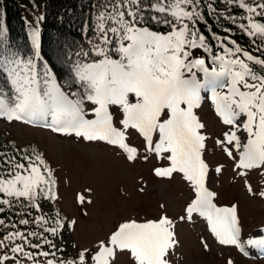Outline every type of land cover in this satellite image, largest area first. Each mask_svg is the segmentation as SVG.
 I'll list each match as a JSON object with an SVG mask.
<instances>
[{
  "label": "snow or ice",
  "instance_id": "1",
  "mask_svg": "<svg viewBox=\"0 0 264 264\" xmlns=\"http://www.w3.org/2000/svg\"><path fill=\"white\" fill-rule=\"evenodd\" d=\"M234 2L248 13L244 17L247 24L240 27L250 37L264 41V22L257 19L264 20V0ZM198 5L199 0H149L148 4L144 0H100L87 49L78 46L65 53L68 74L62 81H58L41 55L39 27L30 33L31 55L11 46L0 33V117L30 124L44 122L65 135L105 141L122 149L132 161L139 152L127 143V132L135 129L145 139L147 151L169 161L167 167L155 168V175L171 178L179 172L194 188L195 198L185 209L188 220L198 213L206 218L220 244L236 246L245 255L246 245L264 253V235L241 239L237 207H218L214 203L217 193L207 186L209 165L203 159L207 137L201 130L205 125L194 112L200 105L202 92H210L216 112L223 123L231 126L218 143L226 142L237 151L243 147L237 168L264 167V59L242 49L234 40L230 41L234 48L224 46L221 41L223 52L214 55L206 36L195 27L197 20L204 18ZM152 23L170 30H153L149 26ZM196 49H203L217 66L209 69L204 57H194ZM198 72L203 73L202 78ZM85 102L90 104L88 111ZM113 106L123 113L120 128L114 124ZM165 110L167 118L162 119ZM241 116L245 119L240 120ZM241 131L247 133L243 145L238 135ZM156 133L159 139L154 144ZM225 151L235 159L232 148L226 147ZM221 170L222 166L215 169ZM55 183L51 167L35 149L16 150L11 156L0 151V193L5 196L23 198L30 207L39 210L38 198H56ZM248 187L251 192V185ZM260 195L264 196V192ZM79 200L83 203L84 196ZM10 202L0 199L2 204ZM35 222L39 225L47 220L41 215ZM4 223L0 219V225ZM19 223L27 225L29 220L22 219ZM56 223L57 227L44 230L57 235L64 225ZM70 223L74 226L76 221ZM174 229L173 220L166 214L142 223L127 221L107 240H100L95 249L85 248L75 258L59 264H114L117 251H127L134 264H171L170 253L179 243ZM29 236L41 238L36 232L9 233L5 239L13 243L10 251L14 255L0 257V264L16 260L17 256L39 264L37 255L54 257L60 251L47 238L43 242L56 251H26L25 244L42 248L41 244L32 243ZM17 239L23 243H15ZM0 246L6 245L0 241ZM46 264L57 261L48 259ZM228 264L233 262L229 260Z\"/></svg>",
  "mask_w": 264,
  "mask_h": 264
},
{
  "label": "rangeland",
  "instance_id": "2",
  "mask_svg": "<svg viewBox=\"0 0 264 264\" xmlns=\"http://www.w3.org/2000/svg\"><path fill=\"white\" fill-rule=\"evenodd\" d=\"M32 1L34 9L40 11L41 1ZM87 107H90L89 103ZM197 113L200 122L205 125L201 132L207 137L203 150V159L209 165L207 186L217 193V203L237 207L243 239L247 240L260 233L258 225L264 222V196L260 195L264 192V177L259 174L260 167L241 169L234 165V159L227 155L225 148H232L233 157L236 156V149L226 142L218 143L224 140L228 126L216 117L207 101ZM121 119V113L114 118L117 128L122 127ZM0 130L20 144L35 146L51 167L56 181L53 191L55 202L63 213L64 227L59 228L55 236L50 232L44 233L43 238L51 240L60 251L50 248L43 239L37 242L42 248L36 250L25 244L26 251L32 253L56 251L54 257L37 255L39 264H46L48 259H54L59 264L85 248H96L98 242L107 240L113 227L121 223L158 220L165 214L173 220L179 242L170 253L171 264H228L229 260L233 264H264V258L256 254L242 255L234 247L218 243L198 213H194L191 220L187 219L185 209L194 199V188L179 172L173 173L171 178L156 176L154 169L167 167L169 161L147 151L145 139L135 129L130 128L127 132V143L139 152L134 161L128 160L127 153L117 146L65 135L51 130L44 122L30 124L0 120ZM238 135L242 137L241 132ZM158 139L159 133H156L153 143ZM221 166V171H215ZM242 172L246 174L241 175ZM81 195L84 196L83 203L79 200ZM38 203L42 212L51 206V201L44 198ZM182 216L185 219L181 220ZM72 220L76 221L74 226L70 223ZM15 231L21 230L7 229L0 233V241L6 245L0 246V257L14 255L10 251L13 243L5 237ZM15 243L23 242L17 239ZM17 261L33 264L23 256L9 259L4 264H17ZM114 264H134V261L127 251H117Z\"/></svg>",
  "mask_w": 264,
  "mask_h": 264
},
{
  "label": "trees",
  "instance_id": "3",
  "mask_svg": "<svg viewBox=\"0 0 264 264\" xmlns=\"http://www.w3.org/2000/svg\"><path fill=\"white\" fill-rule=\"evenodd\" d=\"M40 1L41 9L37 11L34 9L32 0H0V33H3L2 38L11 46L25 55H31L33 49L30 32L34 27H39L41 55L58 81H62L68 74L65 53L70 48L77 49L78 46L87 49V40L93 35L94 15L100 5V0ZM247 2L254 3L255 0H247ZM144 3L148 4L149 0H144ZM198 10L204 18L197 20L195 27L206 36V42L211 46L214 55L222 54L221 41L224 46L234 48L235 45L230 42L234 40L242 49L264 59V41L259 37H250L240 27V24H247L244 17L248 13L240 8L234 0H199ZM152 14L157 15L156 13ZM145 15L147 16L148 13L146 12ZM41 17L43 19H40ZM232 18L235 19V22ZM149 26L160 32L170 30L164 25L154 23ZM215 37H220V39ZM204 54L208 55L203 49L193 51L194 57ZM253 67L259 68V66ZM65 90L67 91V89ZM26 149L36 150V147L29 143L20 144L0 130V151L11 156L16 153V150ZM17 158L19 159V154H17ZM0 199H10L11 201L10 204L0 203V209H3L0 211V219L5 222L0 225V233H4L7 229H20L27 235L36 232L41 237L46 232L44 229L57 225L56 222L61 219V212L56 203L52 204L47 213L43 214L30 207L28 201L23 198L16 200L0 193ZM41 215L45 217L47 223L38 225L35 221ZM22 219H28L29 224H20L19 221ZM29 238L32 242L39 240L33 236H29Z\"/></svg>",
  "mask_w": 264,
  "mask_h": 264
}]
</instances>
